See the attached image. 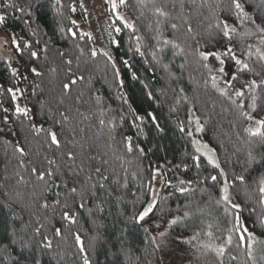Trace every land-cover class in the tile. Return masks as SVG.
Wrapping results in <instances>:
<instances>
[{
  "label": "trees",
  "instance_id": "obj_1",
  "mask_svg": "<svg viewBox=\"0 0 264 264\" xmlns=\"http://www.w3.org/2000/svg\"><path fill=\"white\" fill-rule=\"evenodd\" d=\"M115 3L133 27L115 18L103 50L82 30V0H0L11 51L0 56V264H260L240 237L246 224L264 239V127L245 131L264 120V0H241L247 20L231 0ZM222 20L236 30L228 38ZM190 113L219 168L196 151ZM155 173L157 200L140 220ZM65 203L75 222L63 219Z\"/></svg>",
  "mask_w": 264,
  "mask_h": 264
},
{
  "label": "rangeland",
  "instance_id": "obj_2",
  "mask_svg": "<svg viewBox=\"0 0 264 264\" xmlns=\"http://www.w3.org/2000/svg\"><path fill=\"white\" fill-rule=\"evenodd\" d=\"M115 0H82V5L85 8L87 20L86 24L82 28L83 32L88 33L91 37L94 38L95 47L98 49L109 50L111 49L112 42L114 43V33L117 30L115 23V18L117 16L123 17V20L128 23V19L126 16L122 14H118L116 9L115 12L112 11V3ZM10 40L4 35L0 33V56H8L10 54ZM18 107L23 108V105L20 103L17 104ZM189 130L190 135L192 137V141L194 142V147L196 151L200 155H202L205 160L210 163V160H214L216 164L219 165V161H217V156L212 147H210L204 140L201 138V123L200 121L193 115V113L189 114ZM219 168V167H216ZM153 188L150 194L149 204L154 205L157 200V193L160 187V175L159 173H155ZM227 184L224 182L223 186ZM223 188V187H222ZM229 200H231L230 193L228 191ZM149 204L146 208H148ZM168 224V223H167ZM166 223L157 224L153 226L151 229L154 233L155 237H161V234L167 227ZM244 231L248 237H251L252 248L255 247V255L258 259V263L264 264V239L257 240L254 236L251 235L249 225L242 224Z\"/></svg>",
  "mask_w": 264,
  "mask_h": 264
},
{
  "label": "snow or ice",
  "instance_id": "obj_3",
  "mask_svg": "<svg viewBox=\"0 0 264 264\" xmlns=\"http://www.w3.org/2000/svg\"><path fill=\"white\" fill-rule=\"evenodd\" d=\"M139 3L143 4L144 3V0H139ZM125 4H126V0H119V5L120 6H124ZM5 7H14V5L5 4ZM111 7H112V11L115 12L116 9H117V3L113 2L112 5H111ZM230 8L231 9H234L238 13V18H240L242 20H247L248 19L247 14L245 13V11L243 9L241 0H231ZM155 11L160 16H166L167 15V13L165 11H163L159 7H156L155 8ZM117 20H120L122 23H124V26L126 28H132L133 27V25L128 24L127 22H125L123 20V17H121V16H117ZM4 21H5V17L4 16H0V23H3ZM172 27L175 28L176 25H172ZM117 31H119V29H117ZM189 31H191L190 28H189ZM220 31H221L223 37H225V38H228L229 35H230V33H233L234 34L236 32V30L234 28H229V22L227 20H222L221 21ZM257 31H260V32L264 33V28H257ZM164 43L167 44L169 42L168 41H165ZM262 43H264V41H262ZM12 44H13L14 47H18L17 40L15 38L12 39ZM23 47L24 48H27L28 45L27 44H24ZM173 47H178V46L175 45V44H173ZM139 50L140 49L138 47L137 48V51H139ZM231 51H232V49L229 48L228 49V52L230 53ZM257 54L259 55L260 60L261 61H264V51H261V50L257 49ZM93 55H95V53H93ZM31 56L33 58H35L37 56V53L36 52H32L31 53ZM203 59H207V56H203ZM217 59H219V57H217ZM231 59L235 62L236 65L240 66V69H243V70H251L249 68V65L247 63H243L242 64L241 60L240 59H237L235 56L231 57ZM220 62L223 63V61H220ZM32 71L36 75H39L40 74L35 68H33ZM220 71H224V69H220ZM256 75H261V73L257 72ZM233 79H236V77H233ZM245 83L248 84L253 89H255V87H256L255 81H246ZM260 83L261 84H264V79H261ZM65 87H67V85H65ZM9 91H11V90H9ZM235 94H236V96H241L242 95V93L240 91H237ZM13 99H15V97H13ZM253 99L255 100V96L253 97ZM16 113L22 114L24 116H27L28 115L27 111L25 109H23V108H20V107H17L16 108ZM149 115H151V114H149ZM139 118L140 117H137V119H139ZM256 124H257V127L255 129H245V131L249 132L253 136L261 134L260 128L261 127H264V120H257L256 121ZM34 131L39 132V131H41V129L36 128V129H34ZM48 136L50 137V143L52 145H54V146L59 147V139H58L57 135L54 134V133L49 132L48 133ZM128 150L131 151V148H129ZM17 151H20L21 154H23L22 149L17 148ZM68 158L71 159L72 158V155L71 154H68ZM209 162L212 163L214 167H219V165L216 164L214 160H210ZM33 171H34V173L37 174L38 179L43 180L45 178L44 175H41L39 173V170L33 169ZM47 175H52V173L49 172V173H47ZM220 175L223 176L224 173L221 172ZM211 179L213 181H216L217 180V177L216 176H212ZM239 179L241 181H243V177H239ZM181 183H183V181H181ZM76 191L77 190L75 188L71 189V192L72 193H75ZM181 191H184V189H181ZM258 192L260 194L259 195V201L258 202H259V204L261 206H264V177H261L259 179V181H258ZM221 199L223 201H225V202H228V200H229L228 185L227 184H225L223 186V188L221 189ZM81 206H83V205H81ZM42 207H47V205H42ZM152 207H153V205L152 204H149L148 208H146L144 210V212L140 214L139 219L140 220H143L144 217L147 216L150 211H152ZM233 207L236 208V209H239V205H235L234 204ZM64 208H65V211L62 213L63 219L64 220H68L70 222H75V218L73 217V215H72V213L70 211V207H69V205L67 203H65ZM187 215L188 214L185 213V216H187ZM236 220L238 222L239 221V217H236ZM173 223H175V221H173ZM260 223L262 225H264V218H261L260 219ZM38 231H39V229H37V232ZM55 234L56 235H60L61 232L59 230H57ZM161 235L163 236L164 234L162 233ZM209 235H211V234H209ZM44 239H46V237ZM240 240H241L242 243L247 240V242H248V249H249V255H251V249H252L251 237L241 236L240 237ZM76 241H77V244H79L80 243V238L79 237H76ZM13 242H15V241H13ZM48 246L50 247V244ZM81 251H84V249L82 248ZM215 251H216L217 255H223V253H224L223 248L216 249ZM84 264H88V260L87 259H85Z\"/></svg>",
  "mask_w": 264,
  "mask_h": 264
}]
</instances>
